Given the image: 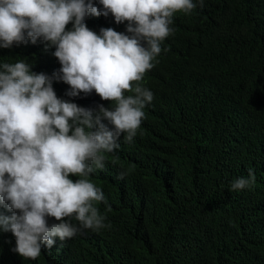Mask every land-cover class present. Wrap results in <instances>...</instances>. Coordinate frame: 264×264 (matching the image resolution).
<instances>
[{
  "label": "trees",
  "instance_id": "obj_1",
  "mask_svg": "<svg viewBox=\"0 0 264 264\" xmlns=\"http://www.w3.org/2000/svg\"><path fill=\"white\" fill-rule=\"evenodd\" d=\"M193 2L190 14L174 13L145 77L154 99L136 136L120 138L104 169L89 175L104 194L95 206L106 227L42 244L35 260L13 251L14 235L0 230V264H264V0ZM107 17L128 34L127 21ZM101 21L89 14L84 22L96 32ZM54 51L29 40L0 48V64L23 59L52 77ZM52 86L78 106L94 92L69 97L63 81ZM248 169L255 184L231 190Z\"/></svg>",
  "mask_w": 264,
  "mask_h": 264
},
{
  "label": "clouds",
  "instance_id": "obj_2",
  "mask_svg": "<svg viewBox=\"0 0 264 264\" xmlns=\"http://www.w3.org/2000/svg\"><path fill=\"white\" fill-rule=\"evenodd\" d=\"M99 3L102 9L92 0H0V48L41 39L55 46L60 63L52 77L31 71L23 59L0 64V206L12 213H0V230L14 235L13 251L25 259H37L41 245L51 249L55 238L106 227L95 206L104 194L89 175L104 169L105 153L120 138L130 143L136 136L154 99L145 77L159 62L173 15L196 7L193 0ZM109 13L117 24L127 21L128 34L117 32ZM89 14L102 15L96 32L84 22ZM53 78L69 85V97L94 92L78 106L57 97ZM255 181L248 169L231 190ZM47 217L58 223L49 225Z\"/></svg>",
  "mask_w": 264,
  "mask_h": 264
}]
</instances>
